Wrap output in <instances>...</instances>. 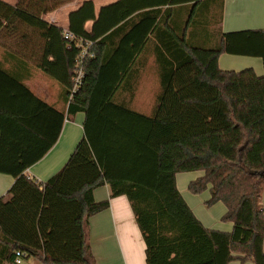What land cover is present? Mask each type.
I'll list each match as a JSON object with an SVG mask.
<instances>
[{
    "label": "trees",
    "instance_id": "16d2710c",
    "mask_svg": "<svg viewBox=\"0 0 264 264\" xmlns=\"http://www.w3.org/2000/svg\"><path fill=\"white\" fill-rule=\"evenodd\" d=\"M72 1L14 6L0 0V47L30 50L36 66L61 86L67 105L66 115L48 107L21 77L0 68V132L10 136L2 144L17 142L14 151L0 152V173L15 179L0 198V264H15L18 252L41 264H94L86 229L90 217L110 206L94 199L105 184L111 197H128L147 264H264V76L218 66L223 53L264 61V31L223 34V0H120L98 16L87 1L69 15L67 30L93 41L94 57L71 97L81 49L69 48L64 29L43 16ZM151 46L160 91L146 115L131 102ZM16 99L54 113L41 153L21 146L33 128L30 114L7 105ZM78 113L85 114V136L63 168L46 182L28 177V167L57 142L65 116ZM196 171L204 174L190 192L209 188L207 205L225 204L223 221L234 224L232 232L205 228L180 193L176 176Z\"/></svg>",
    "mask_w": 264,
    "mask_h": 264
},
{
    "label": "crops",
    "instance_id": "0c3cea01",
    "mask_svg": "<svg viewBox=\"0 0 264 264\" xmlns=\"http://www.w3.org/2000/svg\"><path fill=\"white\" fill-rule=\"evenodd\" d=\"M3 1L15 6L19 0ZM87 1L94 3L95 12L98 16L103 7L115 4L120 0H74L55 13L44 15L43 19L66 30L69 27V15L78 10ZM157 7L154 6V8ZM168 7L163 6L162 8L167 9ZM59 12L63 15L62 20H59L58 16L55 17V14ZM92 27L93 22L87 23V30L90 31ZM219 28L223 34L264 31V0H223L222 18ZM35 53L39 55V51ZM31 54L30 50L12 48L9 51L0 47V68L5 72L21 77L24 80L23 83L40 102L66 115L67 105L62 95L61 86L46 76L36 66ZM142 57L145 58L144 64L138 72L139 75L135 84L131 107L135 106L137 108H133L134 110L150 115L154 110L157 95L160 91L153 46L145 51ZM21 58L25 60H23L24 64L18 63ZM218 66L220 70L226 72L239 73L245 70H253L258 77L264 76V61L261 57L223 53L218 59ZM43 104L32 99H16V101H8L7 103L11 107V111L21 109L27 112L28 115L30 114L29 124L33 131L25 136L21 146L24 151L32 155L43 152L46 141L49 140L53 133L51 118H53L54 113ZM140 107L146 108L142 109ZM84 122V113H78L70 119L65 116L57 142L47 151L43 158L28 167L26 175L40 182H46L58 173L66 164L78 143L84 138ZM2 124L0 121V128ZM6 138H10L9 134L6 133L3 136L0 132V152L14 151L17 142H14V148L3 146L2 142ZM203 174L202 171L180 173L176 176L177 187L188 206L205 228L212 231L230 233L233 231L234 224L223 221V217L227 213L225 204L218 202L208 206L207 202L211 198L209 188L199 195H195L189 190L190 184L202 177ZM14 183V177L0 173V198L7 195ZM94 199L96 202L107 200L110 202V206L106 210L93 215L88 221L86 236L94 264H147L146 244L128 197L125 195L111 197L110 186L105 184L94 190ZM260 206L264 208V197L260 201ZM23 264L41 263L29 259L24 261ZM229 264L254 263L251 260L245 263L236 260Z\"/></svg>",
    "mask_w": 264,
    "mask_h": 264
},
{
    "label": "built area",
    "instance_id": "2783aa9c",
    "mask_svg": "<svg viewBox=\"0 0 264 264\" xmlns=\"http://www.w3.org/2000/svg\"><path fill=\"white\" fill-rule=\"evenodd\" d=\"M64 37L66 40L72 42V43L71 42L69 43L68 45L69 48L72 47L73 43H76L81 49L80 56L77 60V68L75 71L74 85H73L72 92H71V97H73V95L77 93V91L83 84V79L85 77L86 60L88 58L94 57V53L91 51L92 47L94 46V42L90 40H85V39H76L74 35L70 33L68 30H64ZM24 257H25L24 254L18 252L16 254L15 264H23Z\"/></svg>",
    "mask_w": 264,
    "mask_h": 264
},
{
    "label": "rangeland",
    "instance_id": "374dc122",
    "mask_svg": "<svg viewBox=\"0 0 264 264\" xmlns=\"http://www.w3.org/2000/svg\"><path fill=\"white\" fill-rule=\"evenodd\" d=\"M61 8H62V7H61ZM61 8H59L58 10H56V11H54V12H52V13H55V12L61 10ZM52 13H48V14H52ZM48 14H47V15H48ZM63 14H64V13H63ZM57 16L59 17V18H58L59 20H62L61 18L63 17V15H61L60 12L57 13V14H55V17H57ZM64 16H65V14H64ZM50 17H52V16H50ZM66 30H67V29H66ZM133 108L136 109L137 107L134 106ZM140 108L144 109V108H146V107H140Z\"/></svg>",
    "mask_w": 264,
    "mask_h": 264
}]
</instances>
